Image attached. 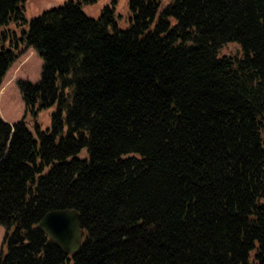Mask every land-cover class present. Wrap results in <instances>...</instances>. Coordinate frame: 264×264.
Instances as JSON below:
<instances>
[{"label":"trees","instance_id":"1","mask_svg":"<svg viewBox=\"0 0 264 264\" xmlns=\"http://www.w3.org/2000/svg\"><path fill=\"white\" fill-rule=\"evenodd\" d=\"M25 1L0 0V88L43 58L22 117L0 114V264H264V0H129L126 27L117 0L21 27ZM67 207L72 254L37 226Z\"/></svg>","mask_w":264,"mask_h":264},{"label":"rangeland","instance_id":"2","mask_svg":"<svg viewBox=\"0 0 264 264\" xmlns=\"http://www.w3.org/2000/svg\"><path fill=\"white\" fill-rule=\"evenodd\" d=\"M66 0H26L24 3V16L27 22H24L21 27H28L29 20L40 14L45 9L64 3ZM82 9L90 16L97 17L102 8L106 4H112L113 0H81ZM115 16L117 24L120 27H126L129 24V0H117L115 4ZM27 23V24H26ZM242 53L240 46L236 42H229L224 45L221 54H236ZM43 58L32 48L26 51L13 62V64L5 73L3 82L0 88V114L9 122H14L24 114V101L20 92L18 81L20 79H29L38 81L41 77ZM53 107L42 109L39 112L38 120L42 129H46L51 123V112ZM29 125L32 126V121L29 119ZM5 232L4 225L0 224V250L3 247V236Z\"/></svg>","mask_w":264,"mask_h":264},{"label":"water","instance_id":"3","mask_svg":"<svg viewBox=\"0 0 264 264\" xmlns=\"http://www.w3.org/2000/svg\"><path fill=\"white\" fill-rule=\"evenodd\" d=\"M37 226L43 228L65 253L72 254L81 246L84 231L76 208H53L40 218Z\"/></svg>","mask_w":264,"mask_h":264},{"label":"crops","instance_id":"4","mask_svg":"<svg viewBox=\"0 0 264 264\" xmlns=\"http://www.w3.org/2000/svg\"><path fill=\"white\" fill-rule=\"evenodd\" d=\"M32 48H33V47H29V48L27 49V51H28L29 49H30V51H32ZM33 49H34V48H33ZM25 53H26V52H25ZM25 53H24V54H25ZM21 56H22V55H21ZM6 73H7V72H6ZM5 75H6V74H5ZM4 77H5V76H4ZM3 80H4V79H3ZM0 113H1V112H0ZM4 118H6V117H4Z\"/></svg>","mask_w":264,"mask_h":264}]
</instances>
